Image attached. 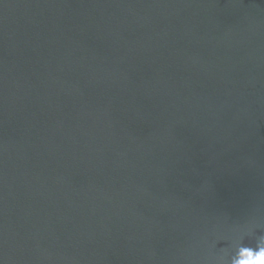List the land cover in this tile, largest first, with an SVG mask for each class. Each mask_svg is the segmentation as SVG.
<instances>
[{"label": "water", "instance_id": "1", "mask_svg": "<svg viewBox=\"0 0 264 264\" xmlns=\"http://www.w3.org/2000/svg\"><path fill=\"white\" fill-rule=\"evenodd\" d=\"M262 235L264 0H0V264H242Z\"/></svg>", "mask_w": 264, "mask_h": 264}, {"label": "clouds", "instance_id": "2", "mask_svg": "<svg viewBox=\"0 0 264 264\" xmlns=\"http://www.w3.org/2000/svg\"><path fill=\"white\" fill-rule=\"evenodd\" d=\"M241 247L243 250L244 257H246L242 264H264V235L258 237V242L255 247ZM253 253H255L254 257Z\"/></svg>", "mask_w": 264, "mask_h": 264}]
</instances>
